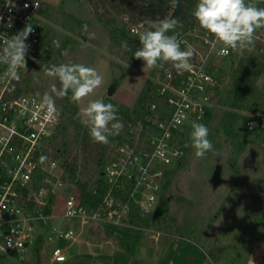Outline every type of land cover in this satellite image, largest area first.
<instances>
[{
	"label": "built area",
	"instance_id": "obj_1",
	"mask_svg": "<svg viewBox=\"0 0 264 264\" xmlns=\"http://www.w3.org/2000/svg\"><path fill=\"white\" fill-rule=\"evenodd\" d=\"M50 1L0 0V48L26 25L33 28L26 41L27 69L20 68L15 78H0V259L4 254L26 260L31 238L38 234V241L43 238L50 247L49 264H61L74 245L88 242L86 228H137L133 201L143 213L155 211L165 172L184 157L178 134L205 121L224 82L221 62L236 50L225 49L199 25L181 31V48L194 49L193 70L178 74L170 63L156 69L152 82L159 99L128 123L122 142L109 148L101 186L89 194L65 177L61 160L48 148L62 123V108L55 102V110H49L43 95L26 85ZM148 28L138 21L130 31L139 35ZM254 38L264 41V28ZM6 67L0 64V76ZM245 126L264 133V109L250 114ZM144 230L156 241L161 235Z\"/></svg>",
	"mask_w": 264,
	"mask_h": 264
},
{
	"label": "rangeland",
	"instance_id": "obj_2",
	"mask_svg": "<svg viewBox=\"0 0 264 264\" xmlns=\"http://www.w3.org/2000/svg\"><path fill=\"white\" fill-rule=\"evenodd\" d=\"M49 4L37 65L31 69L36 91L51 94L53 84L60 86L58 78L44 73L45 67L81 63L95 68L103 83L76 102L79 111L89 101L107 97L136 108L141 91L153 80L157 68L144 67L142 60L130 64L119 57L112 50L109 27L88 0H51ZM242 54L236 50L221 62L224 82L202 122L209 129L213 151L200 159L192 147L184 150L182 165L172 167L173 179L159 196L155 212L165 204L168 210L160 225L150 227L161 235L156 241L151 231H146L130 264H264V142L245 126V116L251 111L220 103ZM258 84L264 85V75ZM112 85L114 93L108 96ZM70 133L76 151L81 135L78 138L75 129ZM93 174L90 169L84 178ZM85 234L88 242L74 245L68 260L61 264H95L97 260L113 264L108 257L118 247L106 228H86ZM37 236L31 238L26 260L1 254L0 264H49L50 247L44 244L38 252L41 243Z\"/></svg>",
	"mask_w": 264,
	"mask_h": 264
},
{
	"label": "trees",
	"instance_id": "obj_3",
	"mask_svg": "<svg viewBox=\"0 0 264 264\" xmlns=\"http://www.w3.org/2000/svg\"><path fill=\"white\" fill-rule=\"evenodd\" d=\"M246 2H254L257 3L258 7H264V0H246ZM88 3L94 7L104 25L109 27L113 41L112 50L130 64H135L138 61L133 54L140 47L139 35L130 31L131 25L138 21H144L150 28L149 22L156 19H163L166 16L178 19L179 24L175 31L169 32L168 35H178L181 31L199 25L193 16L197 0H180L179 6L175 9L170 7L169 0H88ZM49 5L45 9L46 14L49 10ZM122 41L128 43L131 51H124L121 48ZM239 51L243 54L234 68L231 81L223 91L220 103L231 109L237 108L251 111L245 116L247 118L253 112L264 109V85L258 84L260 77L264 75V41L254 38L252 45ZM34 64L37 65V58ZM31 69L32 67L27 75V89L37 92L33 86L34 81ZM71 97L72 93L69 91L64 98L55 97L54 99L63 110V120L58 132L48 144V148L61 160L65 169V177L67 176L70 181L81 187L84 192L88 191L90 194L96 187L101 186L99 175L107 158L109 148L113 144L124 140L128 123L137 117L143 116L147 105L152 101L158 100L159 97L151 81L141 91L136 108L133 110L126 105L118 104L110 97L105 98L103 100L105 103H111L118 109L117 115L123 124V128L118 135L109 136L108 144H101L92 140L88 127L84 126L81 118L78 117L79 108ZM230 115H235V113L231 112ZM72 129L77 131L78 138L81 135L79 149L76 151L73 150L70 138ZM191 131L192 128H185L177 136V145L181 146L185 151L191 149ZM253 133L257 134L260 140L264 142L263 132L253 131ZM182 162L183 159L177 165L178 168L182 165ZM90 169L94 170V174L85 179L84 174ZM174 172L175 170L172 169L165 172L161 183L160 195L166 192L173 179ZM167 210L168 204H165L157 212L143 213L138 204L133 201L132 217L137 228L108 227L106 229L108 236L114 238L118 247L108 259L113 264H130L134 251L145 237L146 231L144 228H150L152 224L160 225ZM41 242L38 252L44 245L43 238Z\"/></svg>",
	"mask_w": 264,
	"mask_h": 264
},
{
	"label": "clouds",
	"instance_id": "obj_4",
	"mask_svg": "<svg viewBox=\"0 0 264 264\" xmlns=\"http://www.w3.org/2000/svg\"><path fill=\"white\" fill-rule=\"evenodd\" d=\"M169 3L175 9L180 0H169ZM193 16L199 26L222 43L225 49L248 48L254 42L256 30L264 28V7H258L257 3L246 0H197ZM149 23L150 28L139 33L140 47L133 56L142 60L147 68H163L170 63L178 74L191 72L194 49H182L177 35H168L175 31L179 20L166 16ZM32 32V26L26 25L23 30L3 42V47L0 48V64L7 67L0 78H15L20 68L27 69L26 56L30 45L26 41ZM54 43L58 44L56 41ZM121 48L131 51L126 41L121 42ZM43 71L47 76L59 80V87L53 84L51 94L45 92L43 95V104L51 111L55 110L54 97L64 98L71 91L72 100L80 102L103 83V77L95 68L81 63L53 65L50 68L45 67ZM117 112L118 109L113 104L95 99L89 101L78 113V117L88 127L94 142L108 144L109 136L118 135L123 128ZM208 137L209 129L206 125L192 123L190 146L195 150L197 158L203 159L208 152L213 151V144Z\"/></svg>",
	"mask_w": 264,
	"mask_h": 264
},
{
	"label": "water",
	"instance_id": "obj_5",
	"mask_svg": "<svg viewBox=\"0 0 264 264\" xmlns=\"http://www.w3.org/2000/svg\"><path fill=\"white\" fill-rule=\"evenodd\" d=\"M115 90V85H112L110 89L108 90V96H112ZM96 264H106L105 261L99 260Z\"/></svg>",
	"mask_w": 264,
	"mask_h": 264
},
{
	"label": "crops",
	"instance_id": "obj_6",
	"mask_svg": "<svg viewBox=\"0 0 264 264\" xmlns=\"http://www.w3.org/2000/svg\"><path fill=\"white\" fill-rule=\"evenodd\" d=\"M97 262H98V260L96 261V263H97ZM105 262H106V261H105ZM96 263H95V264H96Z\"/></svg>",
	"mask_w": 264,
	"mask_h": 264
}]
</instances>
